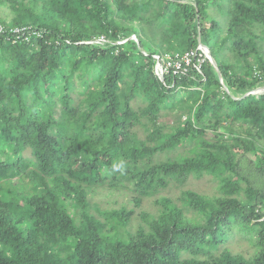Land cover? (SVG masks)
Here are the masks:
<instances>
[{"label": "trees", "instance_id": "1", "mask_svg": "<svg viewBox=\"0 0 264 264\" xmlns=\"http://www.w3.org/2000/svg\"><path fill=\"white\" fill-rule=\"evenodd\" d=\"M0 25V264H264V0H0ZM199 41L221 78L156 73Z\"/></svg>", "mask_w": 264, "mask_h": 264}, {"label": "rangeland", "instance_id": "2", "mask_svg": "<svg viewBox=\"0 0 264 264\" xmlns=\"http://www.w3.org/2000/svg\"><path fill=\"white\" fill-rule=\"evenodd\" d=\"M183 149L181 148L179 151H182ZM177 153V151L175 152ZM251 164V163H250ZM252 165V164H251ZM244 172H246L250 177L253 176V179H255L256 185L264 189V175H261L260 177L258 175H254V167L248 166L247 164L244 165ZM186 188H192L196 189L198 192L206 194V195H216L218 194V188H217V183L214 180H211V177L204 176L201 178H190L189 183L185 186ZM178 190L176 188H173L171 190L165 189L162 191L163 194L166 195H171L172 197H176ZM98 201L101 207H106V206H118L120 203L123 202V197L119 195L118 193L115 195H109L106 196L105 194L97 195L95 197ZM132 205L129 204V207ZM143 209H147L149 211H152L153 209V201H145L143 203ZM139 221V218H136L133 220L132 223H136ZM241 246H235V248H239L240 250H247L248 245L246 242H241Z\"/></svg>", "mask_w": 264, "mask_h": 264}, {"label": "built area", "instance_id": "3", "mask_svg": "<svg viewBox=\"0 0 264 264\" xmlns=\"http://www.w3.org/2000/svg\"><path fill=\"white\" fill-rule=\"evenodd\" d=\"M3 31V26L0 25V33ZM208 54L206 47L198 44L196 48L185 52L165 53L162 56L155 55V71L161 78L170 72L172 74L186 73L190 67L201 72L202 64L206 61Z\"/></svg>", "mask_w": 264, "mask_h": 264}, {"label": "water", "instance_id": "4", "mask_svg": "<svg viewBox=\"0 0 264 264\" xmlns=\"http://www.w3.org/2000/svg\"><path fill=\"white\" fill-rule=\"evenodd\" d=\"M198 39H199V38H198ZM198 44H201V45H203V46L206 47V49L208 50V53H209V59H210L211 63L213 64V66L216 68V71H217L219 77L221 78L220 70H219V68H218V66H217V63H216L215 59L213 58L212 54L210 53L209 48H208L205 44H203L202 42H200V41H199ZM263 89H264V87H259V88H257L256 91H260V90H263ZM246 94H248V93H246ZM246 94H245V95H246Z\"/></svg>", "mask_w": 264, "mask_h": 264}]
</instances>
